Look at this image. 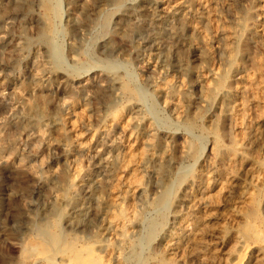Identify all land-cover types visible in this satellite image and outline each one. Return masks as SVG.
I'll return each instance as SVG.
<instances>
[{
	"label": "rangeland",
	"instance_id": "rangeland-1",
	"mask_svg": "<svg viewBox=\"0 0 264 264\" xmlns=\"http://www.w3.org/2000/svg\"><path fill=\"white\" fill-rule=\"evenodd\" d=\"M263 7L0 0V264H264Z\"/></svg>",
	"mask_w": 264,
	"mask_h": 264
},
{
	"label": "bare ground",
	"instance_id": "bare-ground-1",
	"mask_svg": "<svg viewBox=\"0 0 264 264\" xmlns=\"http://www.w3.org/2000/svg\"><path fill=\"white\" fill-rule=\"evenodd\" d=\"M172 5V4H171ZM264 8V7H263ZM174 9V8H173ZM180 11V10H179ZM264 11V10H263ZM246 19V18H245ZM214 21V20H213ZM244 23V22H243ZM214 24V23H213ZM263 28H264V26H263ZM260 29V28H259ZM229 32V31H228ZM230 35V34H229ZM228 45H229V43H228ZM231 50H232V48H231ZM207 73V72H206ZM248 80V79H247ZM262 100V99H261ZM260 101V100H259ZM74 104V103H73ZM72 104V105H73ZM77 104V103H76ZM240 104V103H239ZM235 106V105H234ZM78 111V110H77ZM76 111V112H77ZM81 111H83V110H81ZM86 112V111H85ZM239 112V111H238ZM79 113V112H78ZM82 113V112H81ZM72 114H73V112H72ZM74 114H75V112H74ZM68 115V114H67ZM71 115V114H70ZM84 115V114H83ZM86 115V114H85ZM78 117V116H77ZM116 118H115V120H119V117L118 116H115ZM72 118H73V116H72ZM74 119V118H73ZM122 119V118H121ZM67 121V120H66ZM72 121V120H71ZM70 121V122H71ZM69 122V123H70ZM77 122V121H76ZM115 122V121H114ZM125 122V121H124ZM74 123V122H73ZM71 124V123H70ZM75 125V124H74ZM71 128V127H70ZM72 129V128H71ZM240 133V132H239ZM83 144V143H82ZM128 148V147H127ZM83 149V148H82ZM129 151V150H128ZM126 154V153H125ZM130 155H131V153H130ZM128 159V158H127ZM132 160H134V159H132ZM254 163V162H253ZM119 176V175H118ZM197 180V179H196ZM111 185V184H110ZM113 190V189H112ZM231 190V189H230ZM114 197V196H113ZM110 198V197H109ZM116 202V201H115ZM197 206V205H196ZM193 207V206H192ZM194 209V208H193ZM123 221V220H122ZM57 236H58V234H57ZM65 238V237H64ZM73 238H75V237H73ZM76 239V238H75ZM47 240V239H46ZM65 240V239H64ZM64 242V241H63ZM70 242V241H69ZM236 242V241H235ZM242 243V242H241ZM35 244V243H34ZM58 246V245H57ZM63 246V245H62ZM38 245H35L34 247H31V246H29V248H31L32 250H34V249H36V250H38ZM40 248H41V246H40ZM78 248V247H77ZM87 248V247H86ZM247 248V247H246ZM28 250V252H33V251H29V249H27ZM43 250V249H42ZM245 251H246V249H245ZM65 252V251H64ZM64 252H62V253H64ZM76 252V251H75ZM53 253V252H52ZM70 253V252H69ZM89 253V252H88ZM51 254V253H50ZM61 254V253H60ZM80 254V253H79ZM79 254H76L75 256H74V258H76L77 260L79 259V257H80V255ZM83 254V253H82ZM85 254V253H84ZM181 254V253H180ZM48 255V254H47ZM73 255V254H72ZM71 256V255H70ZM69 256V257H70ZM223 256V255H222ZM242 255H241V260L240 261H238V264H241L242 262H243V259H242ZM87 258H88V260L87 261H91V254H88L87 255ZM180 258V257H179ZM238 260V259H237ZM237 264V263H236Z\"/></svg>",
	"mask_w": 264,
	"mask_h": 264
}]
</instances>
